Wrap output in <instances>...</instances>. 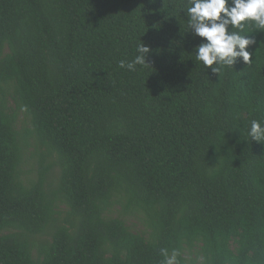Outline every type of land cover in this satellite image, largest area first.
<instances>
[{
  "label": "trees",
  "instance_id": "obj_1",
  "mask_svg": "<svg viewBox=\"0 0 264 264\" xmlns=\"http://www.w3.org/2000/svg\"><path fill=\"white\" fill-rule=\"evenodd\" d=\"M186 5L0 0V264H264V32L213 75Z\"/></svg>",
  "mask_w": 264,
  "mask_h": 264
},
{
  "label": "clouds",
  "instance_id": "obj_2",
  "mask_svg": "<svg viewBox=\"0 0 264 264\" xmlns=\"http://www.w3.org/2000/svg\"><path fill=\"white\" fill-rule=\"evenodd\" d=\"M153 3L155 0H148V4ZM186 15L187 32L200 38L193 47L195 60L202 62L205 69H211L213 75L223 68H234L238 59L244 64L251 61L252 53L248 49L256 40L250 35L240 34L246 24L251 23L256 30L264 32V0H187ZM136 51L132 61L126 63L121 60L119 66L135 71L137 65H149L147 57L152 53L151 46L142 42ZM248 136L264 143V123L252 120ZM165 256L164 264H173L175 256L167 258L166 253Z\"/></svg>",
  "mask_w": 264,
  "mask_h": 264
},
{
  "label": "rangeland",
  "instance_id": "obj_3",
  "mask_svg": "<svg viewBox=\"0 0 264 264\" xmlns=\"http://www.w3.org/2000/svg\"><path fill=\"white\" fill-rule=\"evenodd\" d=\"M134 228L139 229V226L136 224V221L132 220L129 222Z\"/></svg>",
  "mask_w": 264,
  "mask_h": 264
}]
</instances>
